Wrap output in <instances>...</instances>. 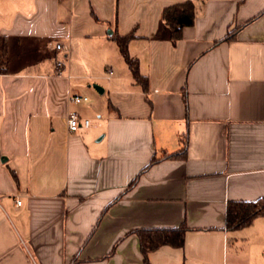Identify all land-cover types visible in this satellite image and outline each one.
Here are the masks:
<instances>
[{
  "label": "crops",
  "instance_id": "obj_1",
  "mask_svg": "<svg viewBox=\"0 0 264 264\" xmlns=\"http://www.w3.org/2000/svg\"><path fill=\"white\" fill-rule=\"evenodd\" d=\"M0 36V264H146L131 232L183 224L150 264H264V215L226 225L264 198V0H0Z\"/></svg>",
  "mask_w": 264,
  "mask_h": 264
},
{
  "label": "trees",
  "instance_id": "obj_2",
  "mask_svg": "<svg viewBox=\"0 0 264 264\" xmlns=\"http://www.w3.org/2000/svg\"><path fill=\"white\" fill-rule=\"evenodd\" d=\"M163 19L172 30L174 40L181 38L182 29L184 26L192 25L195 20V6L190 1H185L168 6L163 11ZM234 31L229 32L224 40L232 37ZM134 37L132 33L125 36H117L116 41L120 47L121 53L126 62L129 64L135 80L143 85V88L148 90V79L140 73L139 63L133 59L128 50V43ZM9 57L7 49V41L0 36V73H5L8 67ZM187 150V140L182 139L181 152H176L168 157H184ZM161 158H153L151 164L160 161ZM139 179L137 176L129 188L134 186ZM264 215V198H259L253 201L240 200L230 201L227 208L226 225L229 229H238L250 225L253 220ZM189 229L185 224L179 227H144L133 230L140 240L141 252L144 256L146 264H150L149 254L157 250L163 245H171L174 247H183L185 243V234Z\"/></svg>",
  "mask_w": 264,
  "mask_h": 264
},
{
  "label": "built area",
  "instance_id": "obj_3",
  "mask_svg": "<svg viewBox=\"0 0 264 264\" xmlns=\"http://www.w3.org/2000/svg\"><path fill=\"white\" fill-rule=\"evenodd\" d=\"M63 46L62 45H58L57 48L61 49ZM58 66L60 67L62 65V63L59 61ZM72 100H74L75 102H80L82 100L81 97H73ZM67 124H68V129L70 132H76L77 130L81 129V128H87L91 126V120L90 119H86V118H81V116L75 112L72 111L69 113L68 117H67ZM18 204H21V201H18Z\"/></svg>",
  "mask_w": 264,
  "mask_h": 264
},
{
  "label": "water",
  "instance_id": "obj_4",
  "mask_svg": "<svg viewBox=\"0 0 264 264\" xmlns=\"http://www.w3.org/2000/svg\"><path fill=\"white\" fill-rule=\"evenodd\" d=\"M100 93H103L104 92V89H103V87H101V86H99V85H97V84H94L93 85Z\"/></svg>",
  "mask_w": 264,
  "mask_h": 264
}]
</instances>
